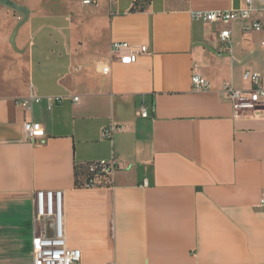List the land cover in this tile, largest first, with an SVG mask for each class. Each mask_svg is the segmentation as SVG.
Here are the masks:
<instances>
[{
  "label": "crops",
  "instance_id": "crops-1",
  "mask_svg": "<svg viewBox=\"0 0 264 264\" xmlns=\"http://www.w3.org/2000/svg\"><path fill=\"white\" fill-rule=\"evenodd\" d=\"M0 2L29 16L0 42L27 78L0 97V264H33L35 194L47 190L62 192L80 264H264V106L236 113L221 97L225 86L247 91L246 72L264 78L258 0L252 32L191 18L245 0ZM114 42L148 52L122 64ZM194 73L206 90H192ZM30 95L41 101L25 109ZM25 122L41 124L44 140L27 142ZM111 160L110 177L83 186L88 164ZM42 228L53 235L51 222Z\"/></svg>",
  "mask_w": 264,
  "mask_h": 264
},
{
  "label": "built area",
  "instance_id": "built-area-1",
  "mask_svg": "<svg viewBox=\"0 0 264 264\" xmlns=\"http://www.w3.org/2000/svg\"><path fill=\"white\" fill-rule=\"evenodd\" d=\"M97 0H83L84 5H95ZM264 6V0H258ZM246 7L237 11H194L191 12V18L194 21H202L213 24L228 25L232 22H243V30L245 32L258 31L262 24L259 21H250L253 12V0H245ZM249 21V23H247ZM221 42L231 44L230 31L225 29L219 33ZM264 45V42L262 43ZM148 48L141 47L134 49L126 43L114 42L111 44V57L114 61L122 64L135 63L139 56L145 55ZM103 75H108L110 70L106 65L100 66ZM243 80L249 84L247 91H239L231 86H225L222 98L227 100L236 113L255 110L264 106V78L256 73L246 72ZM191 88L195 92L206 90L208 84L199 74H192ZM40 98L30 95L19 101L25 108L29 109L33 103H39ZM78 98H74L77 102ZM140 116L147 118V110L141 107ZM114 126L104 128L102 130V139H109ZM23 132L26 141L32 144H38L45 138V132L39 123L25 122L23 124ZM117 168L114 160L109 162L101 161L90 163L87 165L88 179L83 184L84 187L98 186L101 179L111 176L112 172ZM264 214V190L261 192L259 202L256 206ZM51 222L53 225V235L48 236L42 225ZM33 264H80L81 252L79 250H71L67 248L63 214H62V192L61 191H38L34 200V216H33Z\"/></svg>",
  "mask_w": 264,
  "mask_h": 264
},
{
  "label": "rangeland",
  "instance_id": "rangeland-1",
  "mask_svg": "<svg viewBox=\"0 0 264 264\" xmlns=\"http://www.w3.org/2000/svg\"><path fill=\"white\" fill-rule=\"evenodd\" d=\"M28 14L9 4L0 2V42H10L21 25L26 23ZM10 48H0V97L10 96L20 86L27 85L26 73L18 63L14 65ZM14 65V68H11Z\"/></svg>",
  "mask_w": 264,
  "mask_h": 264
},
{
  "label": "trees",
  "instance_id": "trees-1",
  "mask_svg": "<svg viewBox=\"0 0 264 264\" xmlns=\"http://www.w3.org/2000/svg\"><path fill=\"white\" fill-rule=\"evenodd\" d=\"M87 179H88V175H87Z\"/></svg>",
  "mask_w": 264,
  "mask_h": 264
}]
</instances>
